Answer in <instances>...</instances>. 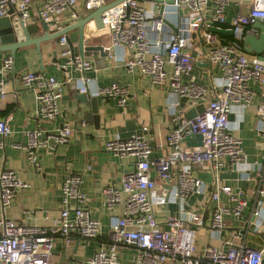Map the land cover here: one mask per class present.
Instances as JSON below:
<instances>
[{
  "label": "built area",
  "instance_id": "built-area-1",
  "mask_svg": "<svg viewBox=\"0 0 264 264\" xmlns=\"http://www.w3.org/2000/svg\"><path fill=\"white\" fill-rule=\"evenodd\" d=\"M122 0L102 12L104 29L110 37L107 49H123L121 59L127 70L148 76L153 86H167L170 95L185 96L195 105L204 102V111L187 118L177 110V102H170L171 124L164 141L156 147L164 148V156L154 159L152 146L143 126L139 132L126 137H113L105 141V148L118 156H133L134 168L125 171L118 184L109 183L104 189V203L121 205V212L110 218V241L86 259L87 264H122L118 258V246L136 248L135 264H263V250L248 247L241 234L233 246L207 244L196 251L195 225L204 224L200 210H184L188 197L206 188L204 180L196 174L197 169L215 171L222 165L230 170L243 158L239 136L229 127L228 114L235 105H248L253 90L251 85L264 81V61L243 50L240 43L248 27L257 19H264V0H251L246 13L227 17L224 8L230 0ZM212 8L206 12L208 2ZM79 3L85 13L105 4V0H0V17L7 14L9 6L28 20L31 14L49 24L50 29H62L61 14ZM78 15L73 9L71 20ZM231 29L233 40L227 44L217 42V33L210 27ZM198 41L200 43H198ZM60 55L66 64L80 72L90 69V59L74 55L65 36H60ZM216 69L219 91L211 89L189 77L193 68L191 52ZM13 71V57L8 54L0 65V99L6 94L5 75ZM185 78H187L185 80ZM21 82L36 91V114L43 120H55L60 114L59 100L63 94L64 81L42 72L27 71L20 74ZM87 81V79H85ZM88 93L87 84L78 88ZM93 96L114 98L120 107L128 98L127 87L113 81L104 87H95ZM89 94V93H88ZM90 95V94H89ZM259 122L264 120V103L256 107ZM11 128L0 119V135H10ZM201 135V143L188 144L185 135ZM72 129L63 126L54 132L34 129L25 132V141L15 143L25 153L27 162L36 165L38 149H54L67 142ZM3 142L0 140V148ZM155 166L163 181L157 184L151 174ZM86 168H90L87 165ZM213 187L208 186L211 199L216 201L209 215V227L219 235L224 227V215L240 217L249 209L254 229L264 223V159L255 161L251 170L242 172L245 180L252 182L249 191L218 183L214 175ZM171 177L175 182L166 183ZM82 173L70 172L61 181L62 208L59 216L49 226L28 224L0 215V264H50L55 238L58 236L68 246L73 233L92 238L101 232L99 218L92 215L85 204V194L80 190ZM11 168L0 170V204L7 206L21 191L29 189ZM225 199H221V194ZM70 200L74 203L70 205ZM250 201V203H249ZM168 202L181 205L178 211L167 210L164 223L156 217V206ZM29 211L26 210V213ZM191 222V223H190ZM190 223V224H189ZM228 242H231L228 240Z\"/></svg>",
  "mask_w": 264,
  "mask_h": 264
},
{
  "label": "crops",
  "instance_id": "crops-1",
  "mask_svg": "<svg viewBox=\"0 0 264 264\" xmlns=\"http://www.w3.org/2000/svg\"><path fill=\"white\" fill-rule=\"evenodd\" d=\"M114 0H105L106 3ZM146 5L149 1L146 0ZM251 6V0H230L225 6L224 13L227 17L235 13H246ZM212 8V1L208 2L206 12ZM79 16L86 13L79 3L73 8ZM73 9H65L60 17V24L66 27L73 23L71 13ZM37 18L31 14V19ZM258 24V23H257ZM264 27V24H261ZM245 35L257 37L261 30L248 27ZM51 31H55L52 29ZM39 34H32L36 37ZM71 39L75 55L78 48V29H72L67 33ZM231 38L225 39L217 35V42L226 44L232 41L233 34H226ZM243 37L240 40L243 50L256 55L264 61V49L261 54L247 52ZM198 43H200L198 41ZM84 45H103L107 55H101L99 51H90L85 58L90 59L92 67L77 72L66 64V57L60 55L62 46L54 40L40 43V54L33 45L17 49L13 57V71L5 75L6 94L0 99V119H5L11 128V134L1 136L3 147L0 148V170L11 168L18 172L23 180L30 183V188L19 192L11 203L1 206L0 215L12 218L15 221L49 226L59 216L62 208L61 181L70 172L82 173L79 188L85 194V204L93 216L101 222V232L92 238H84L73 233L68 246H64L57 236L54 241L50 264H87L86 259L94 251L105 248L110 241V218L121 212V205L114 203L106 206L104 203V187L109 183L118 184L125 171L134 168L133 156H118L105 148V141L113 137H126L131 133L139 132L143 126L147 127L145 133L152 146L151 156L158 159L166 153L164 148L156 147V142L164 141L171 124V112L168 104L178 103L177 110L185 113L203 104L201 101L195 105L185 96L170 95L167 86L151 85L148 76L141 75L138 71H129L125 68L121 59L123 49H107L110 46V37L107 29L96 30L93 21L84 26ZM55 51V56L52 52ZM193 56V68L190 78L207 85L211 91H219L217 79L214 76L216 69L202 61L196 53ZM10 52L0 53V65L5 55ZM27 71L42 72L46 76H54L64 81L63 94L59 100L60 114L55 120H43L36 114L37 101L34 88L21 82L20 74ZM87 79V81H85ZM187 78H185L186 80ZM113 81L127 87L128 98L125 106H118L114 98L105 101L98 97L100 120L96 126L94 121L85 118L88 111V103H82L75 98L80 85L87 84L88 93L93 96L95 87H104ZM253 94L244 107L233 106L228 114L229 127L234 135L239 136L243 147V158L236 170H230L226 165L220 166L215 173L210 170L197 169L196 174L205 184L202 192L191 194L186 202L184 210H200L204 214V224L195 225L196 251L200 252L207 244L229 248L240 238L232 235L233 231L241 234V239L250 248L263 250L264 258V223L259 229H254L253 218L246 208L240 217L224 215V227L219 235H216L209 227V215L216 201L211 199L208 186L213 187L214 175L218 183H226L233 188L246 191L252 187V182L242 177V172L251 170L255 161L264 159V120L259 122L256 116V107L264 103V81L251 85ZM62 126L72 129V135L67 142L59 143L54 149L40 147L38 149V162L31 165L25 158L24 150L15 143L25 141V132L34 129H43L54 132ZM90 165V168H86ZM151 174L157 184L163 181L158 175L156 167L151 168ZM175 178L171 177L166 183L171 185ZM221 194V199H225ZM70 205L74 200H70ZM250 203V201H249ZM156 217L165 226L164 215L167 210L173 212L180 210L181 205L168 202L163 206H156ZM26 210L29 212L26 213ZM189 223V224H190ZM228 240L232 241L228 242ZM118 258L122 264H135L136 248L131 245L118 246ZM264 264V263H263Z\"/></svg>",
  "mask_w": 264,
  "mask_h": 264
},
{
  "label": "water",
  "instance_id": "water-1",
  "mask_svg": "<svg viewBox=\"0 0 264 264\" xmlns=\"http://www.w3.org/2000/svg\"><path fill=\"white\" fill-rule=\"evenodd\" d=\"M120 1L122 0H114L112 2L102 4L101 6L89 11L85 16L82 17L77 15L73 23L55 31H51L49 24L38 17L31 19L30 22H28V20L22 19L20 13L16 12L12 6H9L7 14L0 17V53L10 52V55H14L17 49L33 45L37 53L40 54L41 42L48 40H54L58 42L60 36H65L66 44L70 50V58L72 59L75 55V52L72 41L68 37L67 33L68 31L76 28L78 29L77 55H79L81 58H84L85 55L90 51H99L101 55L106 56L108 53L107 51H104L103 45H84V26L87 22L92 20L96 30L103 29L104 22L102 18V12ZM261 24H264V19H257L251 25L253 29L258 28L261 30L260 34L257 37L251 35H245L243 37V40L246 44L244 48L247 52L254 51L257 54H261L263 52L264 27H262ZM210 29L213 32L220 34H233L231 29L218 28L215 26H211ZM32 34L39 35L36 37H31ZM52 54L53 56H55V51L52 52ZM82 73H84V71H82ZM76 92L77 94L75 98L77 99V101L88 103L89 107L88 111L85 113V118L91 119L92 121H94L95 125L98 126L100 120V114L98 111V97L91 96L88 93L79 92L78 90ZM100 98L104 99L105 101L110 100V97L107 96H103ZM203 111L204 105L200 104L188 110L185 113V116L187 118H193L197 114H202ZM184 139L187 140L188 144L201 143V135L199 134L185 135ZM262 263H264V258L262 260Z\"/></svg>",
  "mask_w": 264,
  "mask_h": 264
},
{
  "label": "trees",
  "instance_id": "trees-1",
  "mask_svg": "<svg viewBox=\"0 0 264 264\" xmlns=\"http://www.w3.org/2000/svg\"><path fill=\"white\" fill-rule=\"evenodd\" d=\"M217 35L219 36V37H223V38H225V39H228V38H231L229 35H226V34H220V33H217ZM230 42V41H229ZM229 42H227V43H229ZM226 43V44H227ZM243 47V46H242Z\"/></svg>",
  "mask_w": 264,
  "mask_h": 264
}]
</instances>
